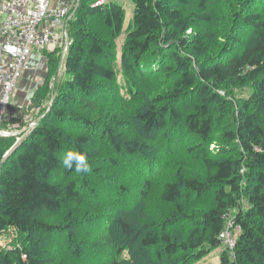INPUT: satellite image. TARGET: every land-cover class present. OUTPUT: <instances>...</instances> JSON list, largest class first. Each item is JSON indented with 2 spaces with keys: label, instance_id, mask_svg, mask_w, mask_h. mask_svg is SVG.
<instances>
[{
  "label": "trees",
  "instance_id": "16d2710c",
  "mask_svg": "<svg viewBox=\"0 0 264 264\" xmlns=\"http://www.w3.org/2000/svg\"><path fill=\"white\" fill-rule=\"evenodd\" d=\"M86 1L80 5L75 19H71L75 24L65 61L69 76L65 88L6 160L4 156L16 138H0V232L14 229L22 239L16 240L13 248L0 247V264H64L50 256L48 237L55 232H66L68 243L75 246V231L81 223L77 204H81L83 198L82 188L89 190L90 182L83 177L81 184L74 169H63L61 161L66 152L86 154L91 165V140L97 128L102 139L112 144L121 157L144 150L136 139L118 134L114 125L126 123L117 120V116L99 114L95 118L103 119L95 120L70 110L74 99L81 95L85 106L95 111L96 98L104 96L107 87L106 82L102 84L99 80L114 81L118 75L100 61L113 57L112 42L105 37L106 32L97 34L91 21L94 17L103 19L108 35L114 40L125 21L124 7L111 2L92 8ZM190 1L133 0L134 19L123 49V66L127 78L136 75L140 79L150 78L159 71L174 77L172 86L154 97L156 104L145 105L136 112L146 131L164 127L167 114L172 113L178 119L173 103L188 88L199 87L195 110L183 117V123L198 140L188 148V156L201 162L204 171L188 176L179 171L176 180L163 185L162 200L176 201V204L161 223H142L136 229L125 218L117 220L131 236V245L155 248L157 257L163 258V254L169 257L166 264H190L219 248L224 240L220 235L230 221L240 231L235 238L236 246L232 250L226 248L223 264H264V16L247 6L238 30L229 35V44L219 46L218 55L210 51L203 35L193 44L185 35L192 24L211 19L208 0H199L197 11L188 16L175 6V3ZM244 29L252 31L254 39L237 53L238 45L243 42L238 33ZM244 86L255 90L249 100H237L235 95L236 99L229 100L215 93L217 88L231 92L234 87ZM166 101L168 103L158 107ZM234 101L238 108L234 107ZM212 106H217L218 111L224 108L227 113L215 119L210 116ZM51 118L54 119L50 121ZM58 121L77 123L87 133L66 132ZM224 121L233 127L220 129L219 122ZM220 132L231 144L221 146L217 154L210 153L211 143ZM120 189L127 191L122 186ZM209 193L211 203L198 214L178 201L202 199ZM244 200L249 205L247 209L243 207ZM62 211L65 212L64 222L54 223L48 218ZM94 218L96 216L88 218L85 223L93 222ZM180 219L193 224L182 237L168 231L170 224ZM105 236L102 239L112 240ZM100 243V239L94 241L96 246ZM75 248L78 256L81 246ZM122 251L118 249V253Z\"/></svg>",
  "mask_w": 264,
  "mask_h": 264
},
{
  "label": "rangeland",
  "instance_id": "374dc122",
  "mask_svg": "<svg viewBox=\"0 0 264 264\" xmlns=\"http://www.w3.org/2000/svg\"><path fill=\"white\" fill-rule=\"evenodd\" d=\"M80 5L86 0H79ZM90 2V0H88ZM86 1V2H88ZM120 2L125 10V21L116 39L108 35L103 19L94 17L91 21L92 29L99 35L106 32V36L112 42L113 57L109 60H100L106 66L117 72V78L114 81L100 79L99 82L107 83L104 96L96 98L97 109L91 111V108L85 106L83 97L74 99L71 105V112L82 114L87 117L95 118V115H114L117 120L124 125H114L118 134H124L131 139H136L144 150L135 155L119 156L112 144L102 139L101 131L96 129L97 134L91 140L92 164L91 171L86 174H79L78 179L83 184V177L89 180L90 191L83 189L81 204H77L78 217L81 223L77 225L74 235L75 246L67 241V234L64 231L55 232L48 237V246L50 247V256L54 260L64 264H162L165 261L169 263V257L163 254V258L157 257L155 248H148L140 244L131 245V236L127 230L123 229L118 217L126 219L132 228H139L142 223H161L175 206L173 203L164 202L161 198V190L166 182L176 180L177 173L188 176L189 174H203L204 168L201 162H198L188 156V148L196 145L198 140L191 135L185 128L183 117L187 113L195 110V104L198 99L199 87L185 90V93L175 101L174 107L179 114V118L173 117V114L166 115V125L159 130L146 131L136 112L138 109L145 108L149 104H156V97L159 93L169 89L173 84L174 77L167 76L165 71H159L150 78L136 77L127 78L125 67L123 66L124 46L127 39V32L131 29L133 21L135 4L133 0H115ZM199 0H192L188 3H175L185 16L192 11H197ZM248 9L262 13L264 16V0H208V8L211 19L207 22L200 21L186 31L185 35L195 42L200 35L204 36V41L210 46V51L221 52L220 45L229 44L228 37L232 32L238 30L243 11ZM237 14L240 16L238 17ZM76 16V13L72 19ZM194 16L191 20H193ZM75 19V18H74ZM73 19V20H74ZM68 25V35L70 41H73L72 34L74 21ZM248 29L242 30L238 34L242 36V45H238L241 51L245 45H248L254 39V34ZM108 35V36H107ZM75 38V36H74ZM218 49H217V48ZM171 52V50H170ZM68 52L57 48L54 51H46L36 59L37 68L28 71L19 84V89L13 96V116L20 122L23 130L27 127L26 116L30 121H39L42 115H46L55 102V97L65 88V81L69 76L65 68V61ZM221 55V54H220ZM152 59H155L153 56ZM61 66V68H60ZM197 66V64H195ZM133 92V93H132ZM255 90L251 86L234 87L231 92L217 88L215 93L224 98L233 100H249ZM139 94V95H138ZM134 95H138L137 99ZM235 95V97H234ZM235 98V99H236ZM234 107L238 108L236 101ZM168 103H162L160 106ZM171 101H169V105ZM217 106L211 107L210 116L218 119L220 115L227 113L223 108L218 111ZM226 108V107H225ZM220 112V114H219ZM54 119V118H53ZM51 118L50 121L53 120ZM103 119L97 116L95 120ZM17 121V120H16ZM63 130L72 134H86L87 131L79 127L77 123L70 121H58ZM220 129L233 127L229 122H219ZM3 140V139H2ZM11 140V139H8ZM210 153H219L221 146L231 144L225 138L221 137V132L211 143ZM230 146V145H229ZM216 152V153H215ZM223 155H229L224 153ZM120 186L127 188L122 191ZM95 191V192H94ZM185 207L192 213H200L212 201V194L209 193L202 199H180ZM76 206V207H77ZM246 200L243 201V207L249 208ZM126 213V214H125ZM65 212H60L48 217L54 223L64 222ZM94 218L93 222L85 223L88 218ZM117 220V221H116ZM115 221V222H114ZM230 222V221H229ZM193 224L180 219L170 224L168 231L173 235L180 237L186 235ZM235 228H231V231ZM110 236V239H102V236ZM21 236L14 229L0 233V247H14L16 240ZM100 239L101 243L96 246L94 241ZM22 240V239H21ZM81 246V253L76 255L77 246ZM230 249L228 242L223 240L219 248L212 249L206 256L200 260L193 261L190 264H223V257L226 248ZM123 251L118 253V249ZM231 250V249H230ZM229 257L233 255L228 253ZM163 259V260H162ZM162 260V262H161Z\"/></svg>",
  "mask_w": 264,
  "mask_h": 264
},
{
  "label": "built area",
  "instance_id": "2783aa9c",
  "mask_svg": "<svg viewBox=\"0 0 264 264\" xmlns=\"http://www.w3.org/2000/svg\"><path fill=\"white\" fill-rule=\"evenodd\" d=\"M111 2L116 1L90 0V6L103 7ZM79 3V0L0 2V14L4 16L0 25V138L14 136L16 140H23L38 125L26 116L27 127L25 130L21 128L19 120L13 116V96L25 74L37 68L35 61L45 50L61 48L65 53L68 51L72 42L67 29L80 7ZM228 223L220 237L228 242L232 250L240 230L237 228L231 231L234 223Z\"/></svg>",
  "mask_w": 264,
  "mask_h": 264
},
{
  "label": "clouds",
  "instance_id": "9594fccd",
  "mask_svg": "<svg viewBox=\"0 0 264 264\" xmlns=\"http://www.w3.org/2000/svg\"><path fill=\"white\" fill-rule=\"evenodd\" d=\"M61 164L64 170L70 171L74 169L78 174H86L91 171V165L87 155L80 152H66Z\"/></svg>",
  "mask_w": 264,
  "mask_h": 264
},
{
  "label": "water",
  "instance_id": "95a60500",
  "mask_svg": "<svg viewBox=\"0 0 264 264\" xmlns=\"http://www.w3.org/2000/svg\"><path fill=\"white\" fill-rule=\"evenodd\" d=\"M60 68H61V66H60ZM30 132H29V134H30ZM21 141L22 140H16L15 141V143L11 146L10 150L7 151V153L5 154L4 160H6L11 155V153H13L16 150V148L20 145Z\"/></svg>",
  "mask_w": 264,
  "mask_h": 264
},
{
  "label": "crops",
  "instance_id": "0c3cea01",
  "mask_svg": "<svg viewBox=\"0 0 264 264\" xmlns=\"http://www.w3.org/2000/svg\"><path fill=\"white\" fill-rule=\"evenodd\" d=\"M2 0H0V2H1ZM116 3H118L117 1H116ZM120 3V2H119ZM121 4V3H120ZM135 4V3H134ZM122 5V4H121ZM123 6V5H122ZM125 15H126V13H125ZM124 18H125V16H124ZM4 19V16L3 15H1L0 14V25L2 24V20ZM126 19V18H125ZM21 82V81H20ZM20 84V83H19Z\"/></svg>",
  "mask_w": 264,
  "mask_h": 264
}]
</instances>
